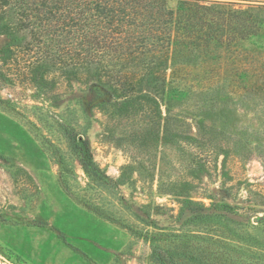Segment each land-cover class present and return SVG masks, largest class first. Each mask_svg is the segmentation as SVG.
I'll return each mask as SVG.
<instances>
[{
    "label": "rangeland",
    "instance_id": "1",
    "mask_svg": "<svg viewBox=\"0 0 264 264\" xmlns=\"http://www.w3.org/2000/svg\"><path fill=\"white\" fill-rule=\"evenodd\" d=\"M3 15L0 264H160L147 237L159 232L181 264L193 252L199 264H264L258 76L233 58L186 66L188 95L170 101L137 68L70 70L54 46L17 45L20 19ZM245 45L261 49L264 36ZM120 76L135 89L127 99Z\"/></svg>",
    "mask_w": 264,
    "mask_h": 264
},
{
    "label": "trees",
    "instance_id": "2",
    "mask_svg": "<svg viewBox=\"0 0 264 264\" xmlns=\"http://www.w3.org/2000/svg\"><path fill=\"white\" fill-rule=\"evenodd\" d=\"M0 1L5 20L19 18L23 26L21 34L11 33L17 45L38 43L47 55L54 46L59 55L68 56L70 70L98 73L108 65L123 74L130 67L137 68L133 73H149V81L163 92L168 85V98L176 101L188 95L177 81V73L186 71V66H211V60L220 61L217 65L221 66L222 60L233 58L225 64L239 63L242 67L236 73L258 76L262 86L257 91L264 98V47L245 45L264 36V0H179L176 7L167 0ZM166 73H170L169 81ZM120 80L129 87L127 99L135 89L127 77L120 76ZM202 217L208 216H197ZM147 237L153 260L181 264L179 245L170 242L169 234ZM218 242L211 237V246ZM200 253L190 254L189 261L203 263ZM211 264H215L212 256Z\"/></svg>",
    "mask_w": 264,
    "mask_h": 264
}]
</instances>
